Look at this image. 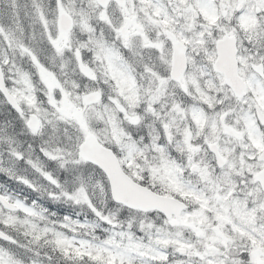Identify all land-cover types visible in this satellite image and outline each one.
<instances>
[{
  "label": "snow or ice",
  "instance_id": "obj_1",
  "mask_svg": "<svg viewBox=\"0 0 264 264\" xmlns=\"http://www.w3.org/2000/svg\"><path fill=\"white\" fill-rule=\"evenodd\" d=\"M0 264H264V0H0Z\"/></svg>",
  "mask_w": 264,
  "mask_h": 264
}]
</instances>
